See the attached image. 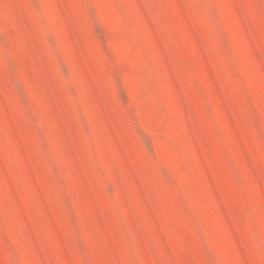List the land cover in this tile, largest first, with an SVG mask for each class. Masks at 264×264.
I'll list each match as a JSON object with an SVG mask.
<instances>
[{
	"label": "rangeland",
	"instance_id": "374dc122",
	"mask_svg": "<svg viewBox=\"0 0 264 264\" xmlns=\"http://www.w3.org/2000/svg\"><path fill=\"white\" fill-rule=\"evenodd\" d=\"M0 264H264V0H0Z\"/></svg>",
	"mask_w": 264,
	"mask_h": 264
}]
</instances>
